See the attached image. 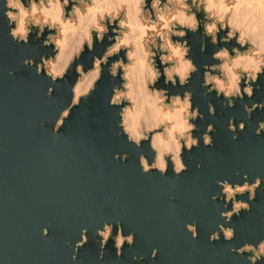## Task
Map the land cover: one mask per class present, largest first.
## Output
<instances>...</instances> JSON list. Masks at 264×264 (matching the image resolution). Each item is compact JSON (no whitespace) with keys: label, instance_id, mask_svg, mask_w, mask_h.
Listing matches in <instances>:
<instances>
[{"label":"water","instance_id":"1","mask_svg":"<svg viewBox=\"0 0 264 264\" xmlns=\"http://www.w3.org/2000/svg\"><path fill=\"white\" fill-rule=\"evenodd\" d=\"M201 32L186 37L200 71L187 86L165 85L162 77L157 87L168 88L169 94L190 90L193 106H199L204 117L195 121L199 131L194 136L202 137L206 126L213 124L214 144L205 147L201 140L198 148L183 154L186 172L175 176L169 164L161 176L155 170L143 174L139 166L141 154L150 162L153 158L148 142L136 148L126 136L117 135L119 108L109 107L108 100L113 86L121 81L112 79L107 66L96 90L72 108L59 135L53 134L60 111L71 102V87L78 77L75 63L65 79L55 83L44 74L37 75L35 66H25L23 60L39 63L40 56L53 54L52 46H42L48 30L40 39L33 32L27 45L18 44L9 36L0 10V264H249L250 254L228 249L264 239V190H257L250 212L242 211L226 225L236 230L231 242L222 235L219 241L209 242L210 234L224 223L220 217L224 201L214 202L211 197L221 191L219 180L243 183L245 174L250 182L256 176L264 178V133L255 134L264 109L255 110L249 120L243 108L264 102V76L257 81L258 90L254 85L252 98H234L230 108L215 92L204 95L203 66L216 63L211 54L225 45L214 47L205 40L201 52ZM108 44L107 37L103 44L95 43L94 51L86 50L76 63L87 71L92 57L102 55ZM49 87L54 89L51 97ZM209 103L215 115L209 114ZM233 117L235 123L246 125L235 141L227 131ZM117 153H127L128 159H115ZM238 199L247 200V194ZM117 222L125 235L135 233L133 245L125 243L119 257L111 238L102 250L96 235L104 223H112L114 236ZM187 223L197 225L196 240L187 232ZM44 228H48L47 236ZM81 229L88 230V240L77 251ZM153 248L159 250L154 259Z\"/></svg>","mask_w":264,"mask_h":264},{"label":"clouds","instance_id":"2","mask_svg":"<svg viewBox=\"0 0 264 264\" xmlns=\"http://www.w3.org/2000/svg\"><path fill=\"white\" fill-rule=\"evenodd\" d=\"M0 10L7 19L9 36L18 44L27 45L33 32L36 39H40L48 30L42 46H52L53 54L40 56L39 63L31 58L23 60L25 66H35L37 75L44 74L55 83L65 79L75 63L78 77L71 87V102L55 120L54 135H59L72 108L96 90L105 66L113 80L119 77L121 83L113 86L108 104L119 108L118 136H126L127 142L136 148H140L142 142L149 143L153 152L151 162L144 154L139 156L143 174L155 170L165 176L171 164L175 176H180L188 170L183 159L185 151L198 148L201 140L205 147L214 144L210 135L216 131L213 124L206 126L202 137L194 136L199 131L195 121L204 117L199 106H193V93L186 90L182 95L169 94L168 88L157 87L162 77L165 85L187 86L193 74L200 71L186 38L189 33L195 35L202 29L201 52L205 50V40L214 47L225 45L216 47L211 54L216 63L203 66L201 85L206 89L204 95L215 92L217 98L222 96L225 108L234 106V98L243 100L245 95L252 98L254 85L258 90L257 81L264 76V0H2ZM106 37L109 44L102 55L92 57V66L85 71L84 65L76 62L86 50L93 52L95 43L103 44ZM230 44L232 46L228 47ZM53 91L49 87L47 95L51 97ZM243 108L250 120L255 110L264 109V102L253 103L250 107L244 104ZM208 111L215 115L211 103ZM257 124L255 134L259 136L264 133V120ZM245 127L243 121L237 124L233 117L228 120L227 131L233 133L235 141L238 132H243ZM114 158L123 162L128 154L117 153ZM262 184L264 178L256 176L250 182L247 174L243 176V183L233 184L227 179L217 181L221 191L211 199L224 201V210L220 211L224 223L210 234V243L219 241L221 235L226 242L234 239L235 228L226 225H230L233 216L251 211L257 190H264ZM245 194L247 200L238 199ZM113 228L112 223H104L96 230V235L101 238L102 250L111 238L119 257L125 243L133 245L135 233L125 235L123 226L117 222L113 236ZM185 228L196 240L197 225L187 223ZM42 232L47 236L48 228ZM87 233V229H81V239L75 244V250L87 243ZM158 251L152 249L153 259ZM228 251L250 254L247 256L249 264H261L264 262V239L255 244L245 242ZM100 257L103 258V251ZM133 259L142 260L143 256H133Z\"/></svg>","mask_w":264,"mask_h":264}]
</instances>
